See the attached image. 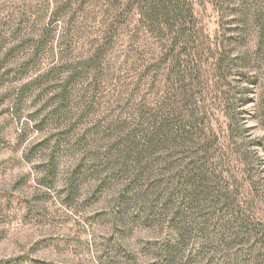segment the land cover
Instances as JSON below:
<instances>
[{"label": "rangeland", "instance_id": "obj_1", "mask_svg": "<svg viewBox=\"0 0 264 264\" xmlns=\"http://www.w3.org/2000/svg\"><path fill=\"white\" fill-rule=\"evenodd\" d=\"M127 1L0 0V264H264V47L229 42L225 87L248 98L235 141L209 72L206 142L148 153L160 111L184 101ZM244 2L194 6L214 38L252 21ZM210 143L214 200L193 207L179 175Z\"/></svg>", "mask_w": 264, "mask_h": 264}, {"label": "trees", "instance_id": "obj_2", "mask_svg": "<svg viewBox=\"0 0 264 264\" xmlns=\"http://www.w3.org/2000/svg\"><path fill=\"white\" fill-rule=\"evenodd\" d=\"M244 1L246 4L249 0ZM250 1L257 2L258 5L254 8L252 21L247 24L244 21L245 17L241 16L233 21L234 26L230 36L226 35L224 32L226 30H222L216 32L214 38L201 27L194 0L127 1L129 11L137 12L139 24L143 29L161 40L165 52L164 61L171 64V73L174 77L172 93L176 101L177 99L180 103L184 101L180 108L173 111H166L168 106L160 111L156 122L157 129L154 131L155 136L147 142L148 153H151L150 150L156 145L174 144L179 139L181 141L178 145L186 148L191 144L196 146L204 140L206 142L207 135L204 132L206 123L195 118L199 114L201 101H207V90L211 86H213L212 92H216V99H220L224 107L228 139L235 141L242 134L239 124L240 114L236 109L239 103L241 106H246L248 98L240 99L238 103L231 89L227 90L225 86L232 70L229 42L243 45L245 38L253 34L256 35L259 44L258 50L264 47V7L260 3L261 0ZM243 13L245 14L246 11L244 10ZM214 39L219 40L212 43ZM238 50V55L244 54L241 46ZM209 72L213 75L211 86L207 77ZM211 137L215 141L219 138V134L215 133ZM213 147L214 143H210L202 148L201 156L197 151L190 156L191 166L179 175L180 201H187L192 206L200 203L212 204L208 201L214 200V193L211 191L213 183L206 166L209 165V156L214 150ZM254 205L255 202L249 204L252 208L255 207Z\"/></svg>", "mask_w": 264, "mask_h": 264}]
</instances>
